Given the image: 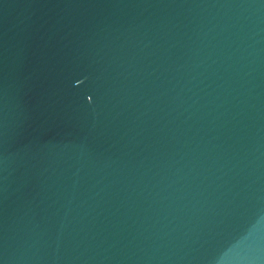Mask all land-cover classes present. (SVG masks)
I'll return each mask as SVG.
<instances>
[{"label":"water","instance_id":"1","mask_svg":"<svg viewBox=\"0 0 264 264\" xmlns=\"http://www.w3.org/2000/svg\"><path fill=\"white\" fill-rule=\"evenodd\" d=\"M0 264H264V0H0Z\"/></svg>","mask_w":264,"mask_h":264}]
</instances>
